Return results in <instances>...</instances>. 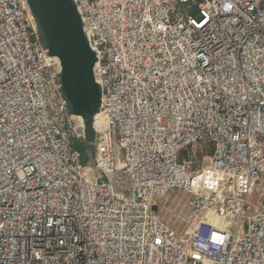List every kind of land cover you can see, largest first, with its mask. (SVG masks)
<instances>
[{
  "label": "built area",
  "instance_id": "built-area-1",
  "mask_svg": "<svg viewBox=\"0 0 264 264\" xmlns=\"http://www.w3.org/2000/svg\"><path fill=\"white\" fill-rule=\"evenodd\" d=\"M71 1L100 90L84 163L29 1L0 0V264H264V0Z\"/></svg>",
  "mask_w": 264,
  "mask_h": 264
},
{
  "label": "water",
  "instance_id": "water-1",
  "mask_svg": "<svg viewBox=\"0 0 264 264\" xmlns=\"http://www.w3.org/2000/svg\"><path fill=\"white\" fill-rule=\"evenodd\" d=\"M28 1L49 54L60 62L62 88L72 113L91 124L100 105V90L93 77L95 56L72 1Z\"/></svg>",
  "mask_w": 264,
  "mask_h": 264
},
{
  "label": "rangeland",
  "instance_id": "rangeland-1",
  "mask_svg": "<svg viewBox=\"0 0 264 264\" xmlns=\"http://www.w3.org/2000/svg\"><path fill=\"white\" fill-rule=\"evenodd\" d=\"M189 14L192 15L193 17L198 16V12L196 10H192ZM103 127H104V123L100 122L99 129H102ZM91 129L93 130L92 127H91ZM96 129L99 131L98 128H96ZM95 140H96V132H94V130H93V137L92 138L90 137V139H89L87 137L83 140L84 148H85V150H87V153H88V158H86V162L92 161L94 151H95V146H94ZM189 153H190L191 157L193 158V165L192 166L196 169V168L201 167V166L206 164V162L208 161V159L212 153V150L208 144H201V145H195L192 149L189 150ZM82 163H84L83 159H82ZM256 197L257 196L254 195L252 198H256ZM173 198H177V200L179 198L180 201L179 202L178 201L173 202L172 201ZM183 199H184V195H182L180 193L171 192L169 194V196L167 197V199H165L163 201V204L170 205L172 207H175L177 205V209L182 212L183 211L182 210ZM161 217L164 219V221H166L172 227H175L178 230L184 229L182 227V224L176 218L168 215V212L161 213Z\"/></svg>",
  "mask_w": 264,
  "mask_h": 264
},
{
  "label": "trees",
  "instance_id": "trees-1",
  "mask_svg": "<svg viewBox=\"0 0 264 264\" xmlns=\"http://www.w3.org/2000/svg\"><path fill=\"white\" fill-rule=\"evenodd\" d=\"M45 42V40H44ZM89 138L90 137L92 138L93 137V130L91 129V124L89 123H86V138ZM87 140V139H86ZM84 142L83 141H78V140H74L73 141V146L74 148L80 152V155H81V158L83 159V162H86V158H88V153H87V150H85L84 148ZM209 145V144H208ZM210 146V145H209ZM211 147V146H210ZM212 150V148H211Z\"/></svg>",
  "mask_w": 264,
  "mask_h": 264
},
{
  "label": "bare ground",
  "instance_id": "bare-ground-1",
  "mask_svg": "<svg viewBox=\"0 0 264 264\" xmlns=\"http://www.w3.org/2000/svg\"><path fill=\"white\" fill-rule=\"evenodd\" d=\"M98 123H96V128L99 129L100 122L104 123V127L102 129H99V131H102L105 129V122H103L102 116H97Z\"/></svg>",
  "mask_w": 264,
  "mask_h": 264
}]
</instances>
